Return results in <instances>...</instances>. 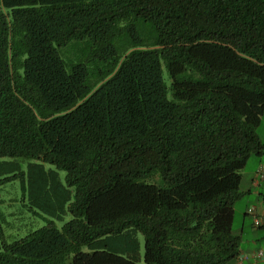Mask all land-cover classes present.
Instances as JSON below:
<instances>
[{"label":"trees","instance_id":"obj_1","mask_svg":"<svg viewBox=\"0 0 264 264\" xmlns=\"http://www.w3.org/2000/svg\"><path fill=\"white\" fill-rule=\"evenodd\" d=\"M263 108L264 0H0V264H226Z\"/></svg>","mask_w":264,"mask_h":264},{"label":"rangeland","instance_id":"obj_2","mask_svg":"<svg viewBox=\"0 0 264 264\" xmlns=\"http://www.w3.org/2000/svg\"><path fill=\"white\" fill-rule=\"evenodd\" d=\"M75 51L70 50L68 56L72 59L84 58V45L81 43L77 44ZM66 59V55H63ZM164 78L167 80L166 70H163ZM257 134L262 138L264 142V108L260 117V121L255 128ZM3 158L9 159L10 157L4 156ZM262 162L264 163V152L262 154H251L245 164L240 170L241 177L238 186L239 196L234 201V216L232 221L233 232L240 233V246L246 244V240L251 236H260V239H264V227H254L252 225L251 216L244 213L245 207L249 202V196L251 200L254 199L253 193H248V190L255 188L252 183L253 172L257 165ZM22 167L27 169V160H20ZM46 167H53V165L46 163ZM60 177L63 180L65 171L59 169ZM263 183V182H262ZM264 184V183H263ZM26 196H22L19 180H9L0 184V210L5 213V218L9 224L5 225L6 230L12 231L14 237L24 235L28 231L29 226H37L45 223V220L40 215H35L33 209L30 207ZM70 214L64 215V220L68 219ZM244 217V219H243ZM63 220H57L60 224ZM12 227V228H10ZM143 263V261H141ZM145 264V263H143Z\"/></svg>","mask_w":264,"mask_h":264},{"label":"crops","instance_id":"obj_3","mask_svg":"<svg viewBox=\"0 0 264 264\" xmlns=\"http://www.w3.org/2000/svg\"><path fill=\"white\" fill-rule=\"evenodd\" d=\"M253 176H254V172H253ZM252 183L255 185V188H253L252 190H248V193H253L254 195V199H250L252 198L251 196H249V202L245 207V211L244 213L247 215L251 216V221H252V215L247 213V207L251 204H256L259 209L260 208H264V184L262 182L260 183H254L253 182V177H252ZM244 219V217H243ZM259 227H264V224L259 226ZM264 243V239H260V236H251L250 238H248L246 240V244L243 246H240V252L239 254H245V253H249L251 251H253L255 248H257L258 246H260L261 244ZM235 262V258L230 260L229 262H227L226 264H234ZM244 262L247 264H263L261 261H255L252 257H247L244 258Z\"/></svg>","mask_w":264,"mask_h":264},{"label":"built area","instance_id":"obj_4","mask_svg":"<svg viewBox=\"0 0 264 264\" xmlns=\"http://www.w3.org/2000/svg\"><path fill=\"white\" fill-rule=\"evenodd\" d=\"M253 181L255 183H264V163L260 162L254 173ZM248 211L253 215V224L258 226L264 222V208L258 210L254 205L248 207ZM252 257L255 261H261L264 264V243L255 248L253 251L237 256L234 264H247L244 262V258Z\"/></svg>","mask_w":264,"mask_h":264},{"label":"clouds","instance_id":"obj_5","mask_svg":"<svg viewBox=\"0 0 264 264\" xmlns=\"http://www.w3.org/2000/svg\"><path fill=\"white\" fill-rule=\"evenodd\" d=\"M255 169H256V168H255ZM254 173H255V170H254ZM253 177H254V176H253ZM253 182H254V181H253ZM254 183H255V182H254ZM258 183H260V182H258ZM251 205H254L258 210L263 209V208H260V209H259V207H258L256 204H251ZM251 205H249V206H251ZM249 206H248V207H249ZM248 207H247V212H248L249 214L252 215V213L248 211ZM263 224H264V222H263L262 224H260V225H263ZM252 225H254V224H253V215H252ZM260 225H258V227H259ZM254 226H255V225H254ZM238 255H240V254H238ZM236 258H237V257H236ZM236 258H235V260H236Z\"/></svg>","mask_w":264,"mask_h":264}]
</instances>
